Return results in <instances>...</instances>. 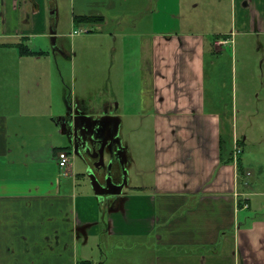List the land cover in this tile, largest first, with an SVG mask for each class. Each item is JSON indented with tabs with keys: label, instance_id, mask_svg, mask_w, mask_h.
Listing matches in <instances>:
<instances>
[{
	"label": "crops",
	"instance_id": "1",
	"mask_svg": "<svg viewBox=\"0 0 264 264\" xmlns=\"http://www.w3.org/2000/svg\"><path fill=\"white\" fill-rule=\"evenodd\" d=\"M239 2L249 9L239 17V28L264 35V0ZM69 4L74 26L76 16L100 15L90 24L100 31L110 28L108 35L117 41L122 22L112 14V0L104 2L108 14L85 10L75 0ZM47 5L58 14L57 0H0L4 60L16 66L25 58L48 57L40 37L55 42L53 55H64V34L57 19L49 26ZM122 33L123 39L135 37L138 46L136 104L143 114L132 118L150 116L152 178L130 186L127 181L128 149L119 135L123 119L117 100L128 97L114 90V81L105 91L79 98L96 103L74 109L63 100L54 110L49 100H0V264H264V216L245 210L250 172L241 164L234 113L220 102L226 84L216 77L206 88V51L222 50L232 33H215L211 43L192 31ZM20 42L41 53L20 54ZM121 67L129 73L126 64ZM65 115L81 131L91 127L86 144L71 142L62 132L57 121ZM102 125L111 133L100 159L101 144L91 140ZM39 137L49 141L41 145ZM110 143L119 152L115 158ZM60 150L70 156L69 170L58 164ZM75 155L85 170L73 166Z\"/></svg>",
	"mask_w": 264,
	"mask_h": 264
},
{
	"label": "rangeland",
	"instance_id": "2",
	"mask_svg": "<svg viewBox=\"0 0 264 264\" xmlns=\"http://www.w3.org/2000/svg\"><path fill=\"white\" fill-rule=\"evenodd\" d=\"M75 1L76 6H82L85 10L98 8L109 13V8L104 4L107 0ZM57 2L58 14H51L53 9L47 5L46 18L49 26L51 21L57 19V29L64 34V55L55 51L54 56L52 45L55 42L49 37H40L38 42L45 45V48L40 47L49 51L48 57L34 62L32 58H25L15 66L16 62L12 59L4 60L0 56V100H49L51 110L58 108L60 100H63V105L65 102L66 107L71 105L74 109L84 103H96L98 100L79 98L86 97L88 92L105 91V87L114 81V90L119 95L126 91L128 97V100L117 101L123 119L119 135H122L128 149L125 171L130 186L141 179L152 178V123L148 115L141 121L136 119L138 123L132 118H139L143 114L139 113L136 104L141 91L138 46L135 37L123 39L121 32L147 33L154 28L172 32L192 31L208 36L210 43L215 33H232L231 40L222 50L213 53L211 49L206 51V88L212 87L216 77L219 78L218 82L224 81L226 84L222 90L225 99L220 102L234 113L232 123L237 137L242 140L241 164L250 172L247 176L250 209L245 210L264 216V49L260 48L264 45V35L239 28V17L249 9L243 8L239 0H112V14L118 15L122 22L117 28L116 41L108 35L112 32L110 28L100 31L98 26L91 24L74 26L71 23L70 0ZM80 28L91 31L72 34L73 30ZM27 43L32 47L35 43L37 45L35 40ZM40 47L38 45L35 49ZM122 63L126 64L125 69H129V73L124 72ZM120 80L126 84L125 88H121ZM38 95L42 98L38 99ZM36 139L41 141V145L49 141L46 137ZM70 153L74 154L72 150ZM76 157L73 166L85 170V162ZM107 159L108 154L105 153L103 161L106 164Z\"/></svg>",
	"mask_w": 264,
	"mask_h": 264
},
{
	"label": "trees",
	"instance_id": "3",
	"mask_svg": "<svg viewBox=\"0 0 264 264\" xmlns=\"http://www.w3.org/2000/svg\"><path fill=\"white\" fill-rule=\"evenodd\" d=\"M103 17L100 16V15H79V16H76L75 17V23L76 24H90L92 22H95L97 20H100L102 19ZM88 31H91V29H89ZM217 37V36H215ZM226 37V36H224ZM17 48H18V52L20 54H38V53H41L40 51L38 52H35V51H32L30 50V48L28 47V45H26L25 43L23 42H20V43H17ZM223 136H221V139H220V147H221V143L223 141ZM238 142L241 143L242 140L238 139ZM239 158H237V164L239 166V172H242V168L240 167V163H239ZM226 161H232V157L231 158H228ZM88 261H81L79 264H84V263H87Z\"/></svg>",
	"mask_w": 264,
	"mask_h": 264
},
{
	"label": "water",
	"instance_id": "4",
	"mask_svg": "<svg viewBox=\"0 0 264 264\" xmlns=\"http://www.w3.org/2000/svg\"><path fill=\"white\" fill-rule=\"evenodd\" d=\"M67 115H68V113H67ZM57 124H59L61 126L62 132L64 134H67L68 135L69 140L71 142H75V141H80L81 142V141H83L84 144H86V141H85V133L82 132L76 126H74L73 119H70V120L67 121L66 120V115H65V116H62V117L58 118ZM94 141H95L94 140V137H92L91 142H94ZM103 146H104V143H102L101 148H100V159H102ZM101 163H102V161H101Z\"/></svg>",
	"mask_w": 264,
	"mask_h": 264
},
{
	"label": "flooded vegetation",
	"instance_id": "5",
	"mask_svg": "<svg viewBox=\"0 0 264 264\" xmlns=\"http://www.w3.org/2000/svg\"><path fill=\"white\" fill-rule=\"evenodd\" d=\"M104 125V124H103ZM99 126L97 129H98V133H96V136L95 135H93V136H95L94 137V140L99 144H101L102 145V143H104L105 144V142H106V140H107V138L109 137V135H110V130H108L107 128H106V126ZM91 127H89V126H87V127H85L84 129H82V132H84V133H86V132H88V130L90 129ZM96 137H97V139H98V141H97V139H96ZM109 147H110V150H111V152H112V154H113V156H114V158L118 155V150H116V147L113 145L112 146V143H110L109 145H108Z\"/></svg>",
	"mask_w": 264,
	"mask_h": 264
},
{
	"label": "built area",
	"instance_id": "6",
	"mask_svg": "<svg viewBox=\"0 0 264 264\" xmlns=\"http://www.w3.org/2000/svg\"><path fill=\"white\" fill-rule=\"evenodd\" d=\"M89 29H83L80 28L79 30H75L74 32H84V31H88ZM240 152V148L239 146L235 147V155L238 154ZM57 160H58V164L61 168H63L64 170L70 168V156L68 154L67 151L65 150H60L57 154Z\"/></svg>",
	"mask_w": 264,
	"mask_h": 264
}]
</instances>
